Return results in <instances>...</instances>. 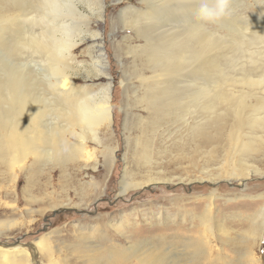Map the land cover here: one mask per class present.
Masks as SVG:
<instances>
[{"label": "bare ground", "instance_id": "6f19581e", "mask_svg": "<svg viewBox=\"0 0 264 264\" xmlns=\"http://www.w3.org/2000/svg\"><path fill=\"white\" fill-rule=\"evenodd\" d=\"M139 1L147 5L148 13L136 16L141 22L144 21L143 30L140 27L136 30L137 35L144 39L143 51L151 73L150 77L142 75L139 79L142 84H147L142 101L146 102L153 116V120L139 128L141 137H137V146L141 145V138L144 144L140 152L141 159L138 158L142 160L141 165L145 168L153 165V156L156 155L153 143L159 132L162 130L163 138L169 133L166 126L174 127L180 123L175 133L165 137L171 140L177 134L179 141L183 142L177 149L181 152V156L177 155V165L181 166L189 181L209 178L216 185L223 176L230 181H244L253 175L263 176L264 170L250 165V162L259 156H263L260 161L264 162V76L256 77L255 74L247 75L248 72L241 71L244 73L241 78L243 85L253 91L259 88L262 95L247 93L238 104L235 103L236 108L231 106L233 116L238 121L236 140L243 134L240 130L244 128V112L252 100L255 101L252 111L257 115L247 121L246 126L250 132L246 141L221 159L220 156H214L215 152L209 147L215 139L209 130L215 121L220 120L219 117L216 119L219 105L227 104L230 99L224 97V85L210 75V69H218L216 59L211 56L213 44L208 43L207 33L204 37H198L199 27L193 25L183 27L191 38L179 40L178 30L182 28L179 26L180 11L186 8H179L180 0ZM202 3V13H206L209 6L204 5L206 2ZM83 7L88 8L91 15ZM104 9V0H0V49L5 52L3 56L0 54V167L3 168L0 174L5 173L10 182L17 181L18 170L36 177L41 173L38 169L43 170L46 166L52 171L59 170L62 178L67 180L69 170L80 172L91 169L98 172L100 159L109 161L115 155L114 148L105 146L107 135L114 126L113 83L107 80L94 90L80 85L79 79L83 70L88 79L100 80L109 76L103 49L94 43L102 34L92 28V24H98L97 21L103 19ZM132 9L127 7L120 12L119 20L122 24L129 19V11ZM136 23L140 25L139 21ZM167 25L170 30L160 31L159 36L152 35L153 28L159 31ZM196 37L199 38L197 41ZM189 39H193L196 45ZM85 42H92L88 54L93 63L89 67L79 62L75 54V50ZM9 55L15 56L16 60H10L12 57L8 59ZM36 59L39 61L36 62ZM223 81L228 82L226 78ZM229 81L237 82L233 79ZM180 100H187L182 104V112L179 111ZM167 106L169 110H164ZM196 110L200 111L198 113L203 118L197 116ZM127 127L128 120L125 121V130ZM216 129H220L219 126ZM179 130H184L186 134L183 135ZM90 144L93 145V151L88 150ZM161 152H158L160 157L168 153ZM204 158L201 170L199 161ZM217 160L221 164L220 172L211 174L210 166ZM191 171L198 173L196 177L192 178ZM149 173L136 180L126 170L120 183L119 195L125 196L131 190L158 182H173L166 175L154 176ZM179 180L185 181L184 178ZM28 182L32 183V179ZM93 186L97 188L96 183ZM89 188L90 185L85 184L80 193L84 195ZM217 197L218 189L214 188L209 196L199 200L205 203L203 214L187 211L182 221L187 223L189 216L192 228H197L194 222L198 220L210 236L216 238L217 229V233L228 239L227 229L217 226L213 217ZM261 198L264 200V196ZM181 204V207L176 208L178 214L187 210V205L184 202ZM161 218L159 214L157 219ZM102 226L97 225L91 229L94 238L82 236L79 243L70 250L78 254L80 264H226L222 258L210 262L211 255L206 249L211 241L210 236L203 235L204 231L198 230L199 239L192 236L182 239L178 229L175 233L177 236H172L171 240L162 236L146 241L126 237L127 242H130L128 247H117L114 244L104 247L98 241L109 239L104 235L105 231L97 230ZM112 228L124 236L121 233L123 227L113 225ZM263 229L264 205L252 218L250 230L245 231V241H241L240 237L232 240L245 250L243 258L246 257L244 255L250 257L251 246L262 239ZM1 245L0 264H33L31 254L25 247L10 249L13 246ZM29 246L36 250L33 255H44L49 264H69L67 260L62 263L56 260V251L51 247L48 236ZM245 264H256V261L251 256Z\"/></svg>", "mask_w": 264, "mask_h": 264}, {"label": "rangeland", "instance_id": "374dc122", "mask_svg": "<svg viewBox=\"0 0 264 264\" xmlns=\"http://www.w3.org/2000/svg\"><path fill=\"white\" fill-rule=\"evenodd\" d=\"M202 2H206L204 5L209 6L207 9L210 12L206 9V13H202ZM104 3L103 19L97 21L98 24H92V28L102 34V37L94 43L99 49H103V58L108 65L109 76L100 80L88 79L83 70L79 79L80 85L94 90L105 84L107 80L113 83L114 126L108 133L109 136L107 135L105 146L114 148L115 155L110 157L109 161L101 158L98 172H93L91 169L80 172L75 169L69 170L67 180L62 178V172L49 170L48 166L43 170L39 168L38 172L41 173L36 177L18 170V179L14 183L9 181L5 173L0 174V245L7 244V246H1L10 247L12 244H19L18 246L25 247L29 251L33 264H49L46 262L47 259H44V255H33L36 250L28 246L48 236L51 247L56 251L57 261L62 263L67 260L69 264H80L78 254L70 250L79 243L82 236L94 238L95 235H92L91 229L97 225H103L97 230L105 231L104 235L109 239L98 241V244L104 247H111L113 244L117 247H128L130 242H127L126 237L146 241L162 236L171 240L172 236H177L175 233L178 229L182 239L191 236L198 238V230L204 231L203 235L209 237L210 234L205 232L206 228H202L198 220L194 222L197 226L195 229V227L192 228L190 217L187 216V223H183L182 216L186 215L187 211L203 214L205 203L199 200L209 196L214 188H217L218 197L215 200L213 217L217 226L227 229L229 238L226 239L225 236L217 233V229L216 238L210 236L211 242L206 249V252L211 255L210 262H215L216 259L217 262L219 258H222L226 264H245L252 256L256 264H264V229L262 239L252 244L249 258L247 255H244L247 258H243L245 250L243 251L239 244L235 245L232 242L238 237L241 241H245V231L250 230L252 218L264 205V200L261 198L264 196V175H253L244 181H230L223 178L222 174V179L216 185L209 178L189 181L181 166L177 165V155L181 156V152L177 149L183 142L179 141L180 137L177 134H174L171 140L166 139L176 132L180 123H177V127L166 126L170 134L167 132L163 138L162 130L159 132L153 143L156 154L153 156V165L146 167L147 169L141 165L142 160L138 158L144 144L141 138V145L137 146V137H141L139 128L146 126L147 122L153 120V116L146 102L142 101L147 84H142L139 78L142 75L150 77L151 73L143 51L144 39L137 35L136 30L137 27L143 30L144 21L141 22L136 16L147 14L148 9L147 5L139 0H104ZM127 7L133 8L129 11L131 12L128 15L129 19L126 20L129 23L122 24L119 20L120 12ZM182 7L186 8L183 9L184 12L180 11L179 26L182 28L178 30L179 40L191 38L184 29L190 25L199 27L198 37H204L203 35L207 33L208 43L213 44L211 56L216 59L219 69H210V75L224 85L222 89L224 97L227 96L226 99H230L227 104L219 105L216 110L218 114L216 119L219 117L220 120L215 121L209 130L211 137L215 139L212 140L209 148L215 152L214 156H220L221 159L231 154L230 152L240 143L246 141L250 132L246 126L247 121L257 115L252 111L255 104L252 100V104L244 112V128L240 130L243 134L239 140H236L238 121L235 120L231 106L236 108V104L247 93L251 92L260 97L262 95L259 88L253 91L243 85L241 78L245 72H248L247 75L255 74L256 77L264 76V0H180L179 8ZM83 10L90 14L88 8L83 7ZM138 21L140 25L136 23ZM125 25L132 27H125ZM166 27L159 31L153 28L151 33L153 36H159L160 31L170 30L168 25ZM198 37L195 38L196 41ZM189 40L195 44L193 39ZM91 44L92 42H85L75 50L77 60L87 67L93 63L88 54L92 49ZM0 52L1 56L5 54L1 49ZM10 57H12L10 60H16V57L12 55L7 58ZM92 57L95 58V55ZM35 61L38 62L39 59ZM242 70L244 73L241 72ZM221 75L225 76L228 82L223 81L224 78ZM231 79L237 82H230ZM255 91H259L258 94ZM185 102L187 100H180L179 111ZM164 110H169V107H164ZM196 111L197 116L202 117L198 113L200 111ZM211 117L214 119V115ZM126 120H128L127 130H125ZM216 126L220 129H216ZM178 132L186 134L184 130ZM92 149L93 145L90 144L88 150L93 151ZM160 151L168 153L160 157L158 156ZM261 157L263 156L256 157L254 161L251 160L250 165L264 170V162L260 161ZM204 160L205 158L199 161L201 170ZM212 164L210 173L218 174L220 161L217 160ZM126 170L132 173L136 180L150 172L149 174L154 176L166 175L173 182L150 184L120 196V183ZM0 171H3V168ZM196 174L198 173L194 171L190 175L194 178ZM179 178H184L185 181L181 182ZM30 179L32 183L28 182ZM94 183L97 184V188L93 186ZM85 184H89L90 188L82 195L80 189ZM181 202L187 205V210L178 214L176 208L181 207ZM159 214L162 216L161 220L157 219ZM113 225L123 227L121 233L124 236L114 231ZM14 248L19 247H10V249Z\"/></svg>", "mask_w": 264, "mask_h": 264}, {"label": "water", "instance_id": "95a60500", "mask_svg": "<svg viewBox=\"0 0 264 264\" xmlns=\"http://www.w3.org/2000/svg\"><path fill=\"white\" fill-rule=\"evenodd\" d=\"M7 245V244H6ZM19 244H12L11 246H18ZM30 244H28V246H29Z\"/></svg>", "mask_w": 264, "mask_h": 264}]
</instances>
